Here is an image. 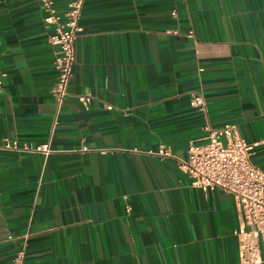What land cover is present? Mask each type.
<instances>
[{
    "label": "crops",
    "instance_id": "1",
    "mask_svg": "<svg viewBox=\"0 0 264 264\" xmlns=\"http://www.w3.org/2000/svg\"><path fill=\"white\" fill-rule=\"evenodd\" d=\"M44 17L0 0V144L36 149L58 117L48 156L0 148V264L24 235L26 264H240L234 196L192 187L179 160L207 123L234 124L264 170V0H85L59 110Z\"/></svg>",
    "mask_w": 264,
    "mask_h": 264
},
{
    "label": "built area",
    "instance_id": "2",
    "mask_svg": "<svg viewBox=\"0 0 264 264\" xmlns=\"http://www.w3.org/2000/svg\"><path fill=\"white\" fill-rule=\"evenodd\" d=\"M38 3L45 13V26L53 28L48 40L49 44L56 47L54 60L56 82L51 94L59 110L69 95L76 63L75 44L82 30L79 21L85 0H73L65 14L58 12L55 0H38ZM175 14L173 12V15ZM188 36L193 38V31L189 32ZM92 98L90 92L78 95L79 102L87 110ZM190 105L206 113V102L202 94H195ZM57 125L56 115L52 122L51 138ZM204 131V142L191 145L187 158L179 160L180 168L189 176L192 187L204 191L221 189L234 196L240 219V226L235 232L239 240L240 264H264V170L251 161L252 152L258 144L247 142L234 124L214 127L207 123ZM51 138L36 149L27 146L20 149L16 142L10 141L0 144V148L48 156L52 153ZM85 151L88 149L81 150ZM158 155L164 158L174 157L171 150L165 146L160 148ZM27 238L28 235L21 236L22 244L11 264H26Z\"/></svg>",
    "mask_w": 264,
    "mask_h": 264
}]
</instances>
